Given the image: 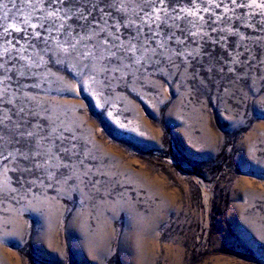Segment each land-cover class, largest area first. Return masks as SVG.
Returning <instances> with one entry per match:
<instances>
[{"label":"rangeland","instance_id":"rangeland-1","mask_svg":"<svg viewBox=\"0 0 264 264\" xmlns=\"http://www.w3.org/2000/svg\"><path fill=\"white\" fill-rule=\"evenodd\" d=\"M0 53V264H264V0H2Z\"/></svg>","mask_w":264,"mask_h":264},{"label":"snow or ice","instance_id":"snow-or-ice-1","mask_svg":"<svg viewBox=\"0 0 264 264\" xmlns=\"http://www.w3.org/2000/svg\"><path fill=\"white\" fill-rule=\"evenodd\" d=\"M25 2H27V3H32V0H25ZM36 2L37 3H43L44 2V0H36ZM48 2L49 3H56V2H59L60 4H63L64 3V0H48ZM161 3H163V0H161ZM233 3H235V0H233ZM0 6H2V0H0ZM60 11H61V9H56L55 11H50V12H48V18L51 20V23L49 24V26H48V31H51L53 28H55L57 31H59L60 29H63L64 28V23H60L58 26H57V24H56V20L57 19H59V20H64L65 19V17H61L60 15H59V13H60ZM30 15L31 14H29L28 16H25V19H24V21H23V23L27 26V25H29L30 24ZM31 27L33 28V29H35L36 27H37V25L36 24H31ZM39 27H41V28H43L44 27V25H43V23H41L40 25H39ZM101 31H103V29H100ZM4 31L5 32H7L8 30L7 29H4ZM17 31H19V29H17ZM34 35L36 36V37H39L40 36V32H35L34 33ZM109 35H112L111 33H109ZM67 36H69V37H71V32H68L67 33ZM45 39H47V38H45ZM116 39H119L118 37H116ZM79 41H77V43H78ZM66 43H67V41H66ZM109 42H108V40L107 39H105L104 40V44H108ZM73 48H75V44H72L71 45ZM127 51H129V52H131V53H133V55L135 54V51H136V46L135 45H131L128 49H127ZM92 55V53L91 52H86L85 53V56H91ZM111 55H113V56H115V53H111ZM2 56H3V53H0V58H2ZM136 62H139V60L137 59L136 60ZM2 69H4V63L2 62V61H0V70H2ZM117 71L119 70V69H116ZM0 83H3V79L2 78H0Z\"/></svg>","mask_w":264,"mask_h":264}]
</instances>
